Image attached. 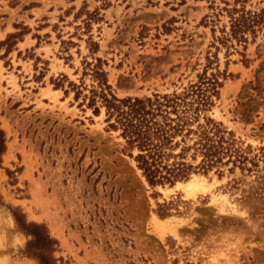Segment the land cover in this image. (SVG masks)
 Returning a JSON list of instances; mask_svg holds the SVG:
<instances>
[{
    "label": "rangeland",
    "instance_id": "374dc122",
    "mask_svg": "<svg viewBox=\"0 0 264 264\" xmlns=\"http://www.w3.org/2000/svg\"><path fill=\"white\" fill-rule=\"evenodd\" d=\"M241 7L264 0H0V264H38L12 209L47 228L57 264H264V24L222 39ZM97 57L119 98L180 92L207 66L220 86L206 116L246 159L149 185L104 109L68 85ZM191 179L205 191L185 192Z\"/></svg>",
    "mask_w": 264,
    "mask_h": 264
},
{
    "label": "trees",
    "instance_id": "16d2710c",
    "mask_svg": "<svg viewBox=\"0 0 264 264\" xmlns=\"http://www.w3.org/2000/svg\"><path fill=\"white\" fill-rule=\"evenodd\" d=\"M229 33L223 31L228 40L234 38L238 42H246V33H255V27L264 24V11L259 13L232 8L228 11ZM11 37H8V39ZM7 41V40H6ZM98 51L95 43L92 53ZM105 62L99 57L94 61H83L80 85L70 82L75 90L74 99L99 116L104 109V122L107 131H114L122 138L125 145L134 153L129 156L135 161L146 182L151 185H172L175 181L185 180L192 173H207L213 167L222 164V158L232 160L233 164L241 163L246 158L231 132L226 131L220 122L206 116L212 106V95L217 94L220 86L216 75L206 76V68L198 81L180 92L143 97H116L108 84L107 73L103 69ZM218 74L219 71H217ZM90 76V88L84 84V77ZM64 77V76H63ZM65 78V77H64ZM56 88H63L62 80L54 83ZM67 95L68 91H64ZM6 150L5 135L0 129V162ZM264 152V148H261ZM201 157L193 166L190 160ZM12 217L27 237L25 253L38 264H57L54 258L56 241L50 237L44 225L27 223L23 215L11 210Z\"/></svg>",
    "mask_w": 264,
    "mask_h": 264
},
{
    "label": "bare ground",
    "instance_id": "6f19581e",
    "mask_svg": "<svg viewBox=\"0 0 264 264\" xmlns=\"http://www.w3.org/2000/svg\"><path fill=\"white\" fill-rule=\"evenodd\" d=\"M177 184H179V183H177ZM196 186L198 188L197 190L205 191L204 185H202V184L197 185L196 183H194V181L192 179L188 180L186 183H184V185L182 187L185 189V192L193 194V193L197 192V190H193V188ZM155 224H156L155 227L157 229H159L160 231H162L163 233L167 232V233L171 234L172 236H174L176 239H178V240L181 239L180 238V236H181L180 230H179V227L177 226L178 224H175L172 220H165L164 222L163 221L161 222L159 220H155ZM213 259L215 260L216 264L219 263L217 258H213Z\"/></svg>",
    "mask_w": 264,
    "mask_h": 264
}]
</instances>
